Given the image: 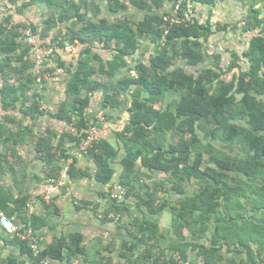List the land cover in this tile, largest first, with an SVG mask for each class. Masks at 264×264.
<instances>
[{"label": "trees", "instance_id": "1", "mask_svg": "<svg viewBox=\"0 0 264 264\" xmlns=\"http://www.w3.org/2000/svg\"><path fill=\"white\" fill-rule=\"evenodd\" d=\"M10 1L15 6L19 3L18 0ZM176 1L131 0L140 10L149 12L154 7L161 11L165 3L175 4ZM213 2L185 0L178 12L179 21L166 24L164 17L167 13L147 15L139 23L127 19L111 23L100 18L101 4L109 6L111 12L117 14L126 10L125 0H92V5L97 8L92 18L88 16L87 0H22L16 9L18 15H23L34 6L46 8L48 18L44 22L45 29L41 31L43 40L54 29H64L62 34L53 37L50 46L56 49H64L68 44L85 46L76 68L68 69L66 95L54 115L66 127L74 124L78 133L71 135L66 129L61 133L48 130L38 138L35 150L50 167L52 174L49 177L53 186L56 185L55 180L62 168H58L55 163L66 161L71 156L69 152L72 147L80 146L92 127L98 128L101 124L102 119L98 122V118L90 119L85 114L91 105L92 96L103 91L105 107H120V98L135 89L132 92L134 99L129 125L120 135L127 152L122 160L124 169L119 186L123 187L126 198H138L134 187L138 180V161L150 170L169 173L173 190L179 193L184 192L183 188L189 182L195 181L202 186L203 191L182 201L175 209L177 216L188 221L201 212L193 223L196 230H192L194 237L199 239L200 234L208 232L209 220L219 211L221 201L225 200L230 217L234 219V229L230 228L232 221L228 226L224 224L218 227V234L234 254L233 246L237 241L247 244L250 259L242 263L257 264L250 244L258 243L260 251L264 250V223L245 219L248 214L242 199L250 200L252 212L260 211L261 219L264 220V17L258 8V3L264 6V1H253L254 4L249 7L247 15L251 14L242 30L244 34H253L250 46L243 54L248 66L243 68L239 63L240 57L234 53V62L228 69H238L239 73L230 81L224 80L226 74L220 68V63L210 68L201 67L207 58L204 42L212 30L209 25L201 26L197 21L186 18L190 4ZM12 18L6 17V22H12ZM22 27L30 28L36 34L39 32V27L33 24L18 23L11 31L0 25V104L5 113L4 119L0 120V146L8 147L7 151L0 152V174L33 133L32 125L25 126L22 120L7 114L17 112L21 103L22 107L26 104L29 106L24 110L20 108L19 113L24 111L31 118L43 115L40 109L41 96L35 89V66L28 59L31 48L20 41L23 38L17 31ZM165 27L168 28L165 43L153 55L150 65H139L137 77L124 73L121 78H114L117 72L126 70L127 58L134 55L139 40L151 36L162 42ZM238 28L234 25V30ZM96 44L103 45L106 50H116L114 60L104 62L95 52ZM218 61L221 62V56ZM60 67L65 68V63H61ZM103 76L109 77L108 82H102ZM141 88L148 94L147 97H142ZM167 96L172 97L173 101L164 107ZM9 124L17 125V130L9 127ZM86 154L96 163V179L102 183L110 182L114 174L111 163L118 151L102 140L94 142ZM73 171L74 165L69 176L73 175ZM122 192H116V199H120ZM13 200L12 193L0 183V211L10 219H21L20 214L29 197ZM150 200L156 202L154 197ZM9 203L16 205L12 208ZM53 208V203H50L49 209ZM151 228L152 225L147 224L139 226L138 230L145 238ZM13 236L33 257L29 244ZM257 236L263 237V240L255 238ZM225 245L212 248L200 246V254L204 256L201 263L190 262L182 246L169 259L163 255L154 257L149 254L147 259L135 258L137 261L133 264H219L225 257L221 254ZM65 250H70L72 256L85 255L87 251L85 247L82 248V237L76 235L67 243L56 240L38 258L62 260ZM122 256L131 262L135 253L132 249ZM235 258L231 264H236Z\"/></svg>", "mask_w": 264, "mask_h": 264}, {"label": "crops", "instance_id": "2", "mask_svg": "<svg viewBox=\"0 0 264 264\" xmlns=\"http://www.w3.org/2000/svg\"><path fill=\"white\" fill-rule=\"evenodd\" d=\"M18 1V5L15 6L10 0H0V6L3 7V11H0V25L6 23L8 16H13L12 22L15 24L36 25L39 27V32L37 34L34 32L36 42L40 45L50 46L53 37L62 34L61 31L64 29H54L51 35L43 40L41 31L45 29L44 22L48 18L46 8L34 6L26 10L23 15H18L16 9L21 5L22 0ZM240 2L243 3V6H240ZM87 3L89 4L88 16L92 18L93 12L95 13L97 8L92 5V0H87ZM125 3L126 10L117 14L112 13L109 6L101 4L100 18L107 19L111 23L118 22L120 19L139 23L151 14L167 13L174 18L178 17L174 11V3H165L161 11L154 7L152 12L140 10L132 4L131 0H125ZM244 5H246L245 0H214L212 4H190L186 12V18L189 21H197L201 26L209 25L212 30L208 40L204 42L207 58L201 67L210 68L220 63V68L226 74L223 78L227 81L232 80L234 75L239 73L238 69H228V66L234 62V53L240 57L239 63L243 68L248 66L243 54L250 46L249 41L253 34L242 32L249 10L247 8L245 11ZM234 25L239 27L238 30H234ZM234 33L235 35H242L243 41H246V46L241 52L239 49H234ZM20 41L31 48L28 59L35 66L33 72L36 77L38 66L35 60V51L25 39H20ZM84 47L81 44H68L64 49L55 48L54 54L45 63L48 75L41 85L36 80L35 88L41 96L40 109L43 111V115H35L34 118H31V116L23 113L24 111L19 113L20 108L24 110L29 106L26 104L22 107L21 103L18 105L17 112L7 114H12L14 118L22 120L25 126L32 125L33 133L26 138V143L19 147L18 155L10 159V163L0 174L1 186L12 193L13 202L17 198L29 197L20 214L21 219H10L5 216L21 228L33 227L40 240L41 251L48 249L56 240H63L67 243L72 236L82 237V248L85 247L87 250L85 255L72 256L70 250H65L62 260L47 257L52 264H133L137 261L135 258L147 259L149 254H153L154 257L163 255L169 259L182 246L189 256L190 262L201 263L204 256L200 254V246L212 248L213 246L225 245L218 234V227L230 224L232 221L234 223L225 200L221 201V207L218 211L220 214H215L211 217V221L209 220L210 229L208 232L200 234L199 239H196L192 232V230H196L193 223L201 212H198L188 221L179 218L178 212L175 213V209L182 201L186 198L195 197L203 191L202 186L196 184L195 181L189 182L183 188L184 192L179 193L173 190L172 176L169 173L161 170H150L144 167L141 161H138L136 169L138 180L134 186L138 198L135 196L126 198L122 194L121 199L111 198V193L116 191V187L120 184L124 169L122 160L127 151L120 135L124 134L129 125L130 108L134 99L132 92H135V89L126 94L122 93L124 95L120 98L122 100L120 107H105L104 93L98 91L92 96L91 105L85 113L90 119L98 118V122L102 119L97 128L96 141H106L118 151L116 159L111 163L114 170L112 180L108 183L98 181L96 179L98 168L94 160L89 158L86 153H82L79 146L72 147L69 152L71 156L68 159L73 158L74 160L73 175L66 180L64 188L53 192L50 200L45 199V196L50 192L49 190L55 185L53 186L54 183L49 177L52 174L51 169L36 152L35 144L38 138L48 130L59 133L65 131V123L58 120L54 115L61 107L66 95L69 78L68 69L76 68ZM160 49V40L151 36H144L139 40L134 55L127 58L126 70L117 72L114 78H121L124 73H128L131 77H137V67L141 64L150 65L153 55ZM95 52L100 55L104 62L114 60L117 53L114 49H104V46L100 44L95 45ZM220 56L221 62L218 61ZM61 63H65V68L60 67ZM102 78L103 83L109 80V77L106 76ZM140 92L143 98L148 96L143 88L140 89ZM172 101L173 98L167 96L163 106L166 107ZM4 114L0 104V120L4 119ZM99 116L101 117L99 118ZM9 127L14 130L18 128L17 125L10 126V124ZM57 144L56 141L55 146ZM7 150L8 147L0 146V152ZM66 161H58L55 165L62 168ZM58 180L59 176L55 182ZM151 197L156 198V202H149L152 201L150 200ZM50 203H53V209H49ZM242 203L246 214H248L245 219L249 218L257 223H264V220H258V217H261L260 211L252 212L253 205L250 200L243 198ZM9 205L14 208L16 204L9 203ZM0 213L3 212L0 211ZM147 224H151L153 228L148 231L147 237L144 238L138 227ZM230 228L234 229V225ZM17 241L13 235L6 233L0 225V264H35V262L41 264V259L29 255V252L23 249ZM250 245L255 262L263 264L264 250L260 251L258 243ZM246 246L247 244L237 241L233 246L234 249L232 248L235 250V254L229 251L228 246H223L221 254L225 255L226 258L224 257L219 264H231L234 257H236V264L249 262L250 258ZM132 249L135 257L130 262L122 255L130 253Z\"/></svg>", "mask_w": 264, "mask_h": 264}, {"label": "built area", "instance_id": "3", "mask_svg": "<svg viewBox=\"0 0 264 264\" xmlns=\"http://www.w3.org/2000/svg\"><path fill=\"white\" fill-rule=\"evenodd\" d=\"M185 3V0H177L174 5V11L177 13L178 17L174 18L172 16L166 15L164 17V22L167 24H173L179 21V10L181 9L182 5ZM0 11H3V7L0 6ZM15 23H5L4 27L7 28V30L11 31L14 29ZM165 32L162 38V46L165 43L166 35L168 34V28L165 27ZM18 33H20L21 37L28 42V44L34 49L35 51V60L38 68L37 72V82L41 85L43 80L46 79L48 73L45 69V63L48 61L49 58L54 54L55 48L53 46H47V45H40L38 42H36L35 34L32 29H25V28H18ZM68 46V45H67ZM101 116H99L100 118ZM66 131L70 133L71 135H77V130L74 124H71L66 127ZM97 140V127H92L91 131L89 132L88 137L81 143L79 146V150L82 153H86L90 147L93 145L94 142ZM74 164L73 158L68 159L64 166H62V169L59 174V180L57 181L56 185L52 187L49 191V193L45 196L46 200L51 199V194L53 192L59 191L61 188H64L66 185V180L69 178V171L71 170L72 165ZM116 191H123L122 195L125 196V192L123 187L117 186ZM116 191H113L111 198L116 199L118 198ZM122 195H120V199L122 198ZM114 217V216H113ZM0 225L1 228L11 235H16L21 241L27 242L29 244V248L32 251V255L35 258H38L39 254L41 253L40 250V240L36 234V231L32 227H28L24 229V232H22L23 227L21 228L19 225L13 223L12 220L8 219L3 213H0ZM41 264H52L51 261L48 258H42ZM185 264H191V263H185Z\"/></svg>", "mask_w": 264, "mask_h": 264}, {"label": "rangeland", "instance_id": "4", "mask_svg": "<svg viewBox=\"0 0 264 264\" xmlns=\"http://www.w3.org/2000/svg\"><path fill=\"white\" fill-rule=\"evenodd\" d=\"M253 1H256V2H263L264 0H245V4L246 5H244L245 6V11L247 10V8H251V6L250 5H252V3H253ZM254 4V3H253ZM259 4H262V3H258V8L259 9H261V11L263 12V17H264V6H262V5H260L259 6ZM263 5H264V3H263ZM240 6H243V3H241L240 2ZM249 11V10H248ZM248 13V12H247ZM250 14L251 13H249L248 15H247V18H249V16H250ZM239 36V37H238ZM246 44V41H243V37H242V35H239V34H237V35H235V33H234V49L236 50V49H239V51L241 52L244 48H245V45ZM240 47V48H239ZM215 214H220L219 212H217V213H215ZM215 214L213 215V216H215ZM234 214V213H233ZM217 216V215H216ZM223 216V215H222ZM258 220H260V221H263L262 219H261V217H258ZM234 224H233V222H232V226H233ZM226 226H227V224H226ZM263 233V232H262ZM255 238H258V239H261V240H263L262 238L263 237H261V236H257V237H255Z\"/></svg>", "mask_w": 264, "mask_h": 264}, {"label": "clouds", "instance_id": "5", "mask_svg": "<svg viewBox=\"0 0 264 264\" xmlns=\"http://www.w3.org/2000/svg\"><path fill=\"white\" fill-rule=\"evenodd\" d=\"M6 23H8V22H6ZM28 29H30V28H28ZM34 32V31H33ZM161 45H162V42H161ZM38 83V82H37ZM42 252V251H41Z\"/></svg>", "mask_w": 264, "mask_h": 264}]
</instances>
